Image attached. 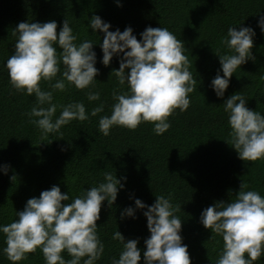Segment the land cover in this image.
Listing matches in <instances>:
<instances>
[{"label": "trees", "instance_id": "1", "mask_svg": "<svg viewBox=\"0 0 264 264\" xmlns=\"http://www.w3.org/2000/svg\"><path fill=\"white\" fill-rule=\"evenodd\" d=\"M119 4L117 0H0V166H9L7 174L0 171V225L11 223L15 211H22L29 198H38L41 191L53 185H58L62 193L78 196L84 189L104 182V173L109 172L126 180H121L124 187L111 206L102 202L96 223L104 253L96 264H111L113 258L118 259L122 245L111 239L116 230L126 240L138 238L137 247L144 249V240L150 235L143 215L146 209H136L135 219H121L120 214L129 206L135 208L136 198L151 205L156 195L181 206L176 214L181 218L180 235L191 264H215L223 240L203 227L201 211L214 202L234 200L242 182L247 185L245 190L264 197V159L251 162L238 158L226 142L230 140V127L222 105L239 92L248 98L246 107L264 114V34L257 25L264 15V0H119ZM93 15L108 22L110 31L131 27L138 40L150 26L167 28L184 43L183 54L198 84L189 94L190 107L183 113L177 109L169 117L171 127L164 134L155 135L153 125L147 122L134 131L113 127L107 137L98 131L99 118L111 114L113 92H126L127 85H119L114 75L113 69L119 68L118 57L114 55L108 66L101 63L104 34L88 29ZM65 19L77 38L75 43L85 39L94 42L97 81L84 90L65 81V90L58 91L51 87L55 79H62L58 73L51 82L41 81V89L52 93L55 104L81 102L90 113L103 102L104 111L42 136L27 115L36 104L34 96L16 92L3 65L14 51L18 23L55 20L59 32ZM229 26L254 29L255 60H247L233 73L224 97L218 98L210 86L220 69L215 52L231 54L222 43ZM89 91H98L100 100L89 102ZM4 247V234L0 233V264H11L2 251ZM62 255L71 259L66 252ZM18 264L45 261L37 249ZM139 264H143V251ZM254 264H264V257Z\"/></svg>", "mask_w": 264, "mask_h": 264}, {"label": "clouds", "instance_id": "2", "mask_svg": "<svg viewBox=\"0 0 264 264\" xmlns=\"http://www.w3.org/2000/svg\"><path fill=\"white\" fill-rule=\"evenodd\" d=\"M117 6H121L119 0ZM257 25L264 34V15ZM87 26L92 33L99 30L104 34L100 43L101 63L108 66L114 55L118 57L119 68L113 69L114 75L119 85H127L126 92H113L111 114L99 118L98 131L107 137L113 127L134 131L147 122L153 125L155 135L164 134L171 127L169 117L177 109L183 113L190 107L189 94L198 84L183 54L184 43L163 27H146L139 40L131 27L122 32L118 28L110 31L111 25L97 15L90 18ZM14 35L17 36L14 51L3 67L16 92L34 96L36 104L27 115L42 136L58 133L73 120L85 121L90 115L104 111L103 102L90 113L81 102L55 104L52 93L43 91L40 86L41 81H53L58 73L62 79H55L51 85L55 90L64 91L65 81L77 90L94 86L99 70L95 67L92 40L75 43L77 38L66 19L59 32L55 20L20 22ZM255 35L251 27L242 26L239 30L228 27L222 43L231 54L214 51L220 69L210 86L218 98L224 97L233 73L247 60H255L252 54ZM247 99L237 92L222 105L230 127V140L226 142L235 149L239 159L253 162L264 159V114L246 107ZM87 100L99 101L100 93L89 91ZM8 168V165L0 166V171L7 174ZM122 179L126 177L117 179L105 172L104 182L84 189L78 196L62 193L58 185H53L41 191L38 198H29L22 211H15L11 223L0 225V233L4 234V255L11 264H18L39 249L45 264H96L104 253L96 223L100 219L101 205L104 201L109 206L115 202L118 191L124 187ZM246 188L242 182L234 200L214 202L201 211L199 219L203 227L223 240L215 264H254L264 257V197ZM134 205L135 208L129 206L121 211V219H135L136 209H146L143 215L150 235L144 240V249H140L138 238L126 240L121 232L114 231L111 239L122 245V251L111 264H139L141 251L143 264H191L187 245L182 243L180 235L181 218L176 214L181 206H174L170 198L163 195H156L151 205L136 198ZM65 252L71 259L64 258L62 253Z\"/></svg>", "mask_w": 264, "mask_h": 264}]
</instances>
